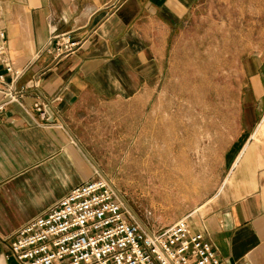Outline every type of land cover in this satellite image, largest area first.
Wrapping results in <instances>:
<instances>
[{"label": "crops", "instance_id": "1", "mask_svg": "<svg viewBox=\"0 0 264 264\" xmlns=\"http://www.w3.org/2000/svg\"><path fill=\"white\" fill-rule=\"evenodd\" d=\"M199 3L0 0V34L21 73L14 81L0 66L19 96L9 101L0 92V264H19L10 251L14 235L96 178L73 133L79 113L97 101L157 88L169 45ZM53 33H70L80 51L54 60L44 52ZM258 69L231 117L236 133L222 157L221 185L188 217L191 231L203 233L226 264H264V66ZM37 98L55 100L54 124H41Z\"/></svg>", "mask_w": 264, "mask_h": 264}, {"label": "rangeland", "instance_id": "2", "mask_svg": "<svg viewBox=\"0 0 264 264\" xmlns=\"http://www.w3.org/2000/svg\"><path fill=\"white\" fill-rule=\"evenodd\" d=\"M169 48L157 88L90 104L73 127L95 176L151 231L188 218L221 185L231 117L264 66V0H200Z\"/></svg>", "mask_w": 264, "mask_h": 264}, {"label": "built area", "instance_id": "3", "mask_svg": "<svg viewBox=\"0 0 264 264\" xmlns=\"http://www.w3.org/2000/svg\"><path fill=\"white\" fill-rule=\"evenodd\" d=\"M51 41L54 44L44 52L57 61L74 56L82 46L70 33H53ZM0 66L14 81L21 76L8 61L2 33ZM0 92L9 101L19 99L3 74ZM54 103L37 98L33 105L45 127L57 120ZM139 220L113 182L97 174L19 230L10 251L19 264H226L203 233L191 231L188 218L159 231L149 230Z\"/></svg>", "mask_w": 264, "mask_h": 264}, {"label": "water", "instance_id": "4", "mask_svg": "<svg viewBox=\"0 0 264 264\" xmlns=\"http://www.w3.org/2000/svg\"><path fill=\"white\" fill-rule=\"evenodd\" d=\"M123 199V198H122ZM123 201L125 202V200L123 199ZM127 208L132 212V214L139 220V218L137 217V215L135 214V212L131 209V207L125 202ZM140 221V220H139ZM141 222V221H140Z\"/></svg>", "mask_w": 264, "mask_h": 264}]
</instances>
